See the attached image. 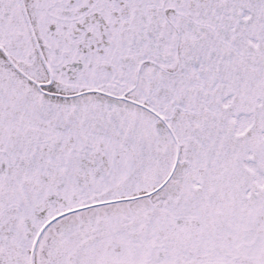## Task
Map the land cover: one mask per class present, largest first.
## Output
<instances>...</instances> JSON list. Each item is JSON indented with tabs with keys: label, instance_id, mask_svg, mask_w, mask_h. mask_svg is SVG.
<instances>
[{
	"label": "snow or ice",
	"instance_id": "obj_1",
	"mask_svg": "<svg viewBox=\"0 0 264 264\" xmlns=\"http://www.w3.org/2000/svg\"><path fill=\"white\" fill-rule=\"evenodd\" d=\"M0 264H264V0H0Z\"/></svg>",
	"mask_w": 264,
	"mask_h": 264
}]
</instances>
